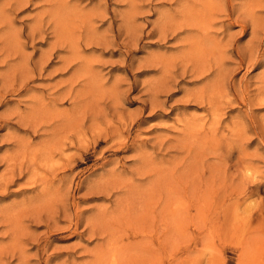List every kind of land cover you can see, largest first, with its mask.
Wrapping results in <instances>:
<instances>
[{
	"label": "rangeland",
	"instance_id": "obj_1",
	"mask_svg": "<svg viewBox=\"0 0 264 264\" xmlns=\"http://www.w3.org/2000/svg\"><path fill=\"white\" fill-rule=\"evenodd\" d=\"M0 264H264V0H0Z\"/></svg>",
	"mask_w": 264,
	"mask_h": 264
},
{
	"label": "bare ground",
	"instance_id": "obj_2",
	"mask_svg": "<svg viewBox=\"0 0 264 264\" xmlns=\"http://www.w3.org/2000/svg\"><path fill=\"white\" fill-rule=\"evenodd\" d=\"M247 7H248V6H247ZM189 9H190V8H189ZM196 9H197V8H196ZM192 11H193V10H192ZM167 14H168V13H167ZM247 14H248V13H247ZM5 16H6V15H5ZM200 17H201V16H200ZM254 20H255V19H254ZM254 20H253V21H254ZM253 23H254V22H253ZM208 25H209V24H208ZM213 28H214V27H213ZM13 42H14V41H13ZM188 51H189V50H188ZM18 63H19V62H18ZM8 66H9V65H8ZM22 201H23V200H22ZM108 249H109V248H108Z\"/></svg>",
	"mask_w": 264,
	"mask_h": 264
}]
</instances>
